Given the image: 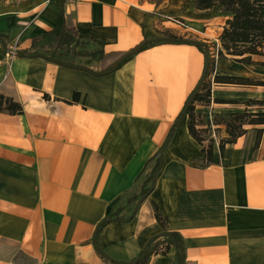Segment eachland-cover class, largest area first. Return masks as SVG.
Instances as JSON below:
<instances>
[{
    "label": "crops",
    "instance_id": "obj_1",
    "mask_svg": "<svg viewBox=\"0 0 264 264\" xmlns=\"http://www.w3.org/2000/svg\"><path fill=\"white\" fill-rule=\"evenodd\" d=\"M167 13L160 0H7L0 1V34L30 47L32 36L64 24L89 50L100 48L96 38L105 52H119L164 37L167 26L173 35L177 27L162 21ZM170 14L206 24L205 41L216 40L229 18L192 6ZM155 43L100 76L68 67L82 65L75 55L0 59V95L23 107L0 112V264H24L20 256L43 264L134 261L164 231L154 203L168 229L182 234L186 264H264V126L258 146L251 132L223 153L215 143L206 166L188 116L180 120L205 55L188 43ZM86 67L102 72L103 65L94 59ZM174 125L149 197L131 221L98 232L139 193L155 162L148 161ZM177 263L172 248L146 264Z\"/></svg>",
    "mask_w": 264,
    "mask_h": 264
},
{
    "label": "trees",
    "instance_id": "obj_2",
    "mask_svg": "<svg viewBox=\"0 0 264 264\" xmlns=\"http://www.w3.org/2000/svg\"><path fill=\"white\" fill-rule=\"evenodd\" d=\"M219 7L225 13L229 14V18L223 28L219 37L220 46L218 53L222 57L231 56L236 62L264 67V0H197L196 8L199 10H209ZM30 47H22L23 41L13 43V40L7 35L0 34V59L5 58L8 54H14L16 58L33 57L37 59L52 61L60 50L67 52H75L84 42L80 40L78 32L75 28H68L64 24H57L54 28L42 35H35L31 37ZM45 41V43H41ZM94 42L98 43L100 48L90 53H77V55H88L92 59H98L102 62V72H108L118 65L130 60L136 53L142 52L154 46L156 43L142 40L139 44L126 51L105 52L103 42L94 38ZM72 48H76L72 50ZM6 49L8 51H6ZM198 49L202 53H206V47L200 46ZM213 61V60H212ZM212 63V62H211ZM213 69V63L206 71L205 78L200 82L194 92L191 93L190 99L206 100L210 102L211 99V83L207 81L208 76ZM215 82L219 84H231L238 86H254L264 87V80H253L249 77H234L216 75ZM205 91L204 93H202ZM46 99H51L48 94H44ZM224 102V101H217ZM251 105H256L257 108H246L243 112H233L227 114L225 119L227 127L230 129V137L219 140V148L223 153L224 147L228 143H235L238 138L244 135L247 130L245 125L264 126V99H254ZM188 102L180 116H188V129L192 137L202 146V151L205 153V165L208 166L213 161L214 140L206 147L204 139H202L197 132L195 124L194 110L188 107ZM5 111L9 114H22L23 107L19 102L14 101L11 97L0 95V112ZM238 122V124L236 123ZM177 125V124H176ZM176 125L172 128L167 141L164 143L160 151L148 161H155L150 173L141 183L138 194L131 193L115 212L104 218L98 226V232L103 227L113 221L129 222L133 219L137 206L140 201L146 200L154 188L155 180L162 165V155L172 140ZM262 135V129H259L256 146L259 145ZM146 168H144V171ZM142 171L140 173L143 174ZM154 214L157 221L164 228V231L152 237L146 244L140 257L130 262H115L109 261L110 264H146L151 256L167 255L170 250L175 249L177 264H186L187 258L185 255V240L177 231L168 229V218L162 214L158 205L153 204Z\"/></svg>",
    "mask_w": 264,
    "mask_h": 264
},
{
    "label": "rangeland",
    "instance_id": "obj_3",
    "mask_svg": "<svg viewBox=\"0 0 264 264\" xmlns=\"http://www.w3.org/2000/svg\"><path fill=\"white\" fill-rule=\"evenodd\" d=\"M0 1H7V0H0ZM196 1L197 0H160L161 4L169 12L167 13V15L163 17L162 21L164 23L169 22L173 25V27L175 26L177 27V31L176 32L173 31V35L170 33L171 26L165 27V29L162 32V35L164 37L166 36V37L191 39L202 43V46L206 47V53H203L205 55V62L208 57L210 66L213 63V69L211 71V74L207 78V81L211 83L210 102H207L206 100H194L193 97L191 99L190 98L188 99V104H189L188 107L194 110L197 132L199 133L200 137L204 139V145L207 147L212 140H214V144L215 143L219 144L218 142L219 140H223L230 137L229 135L230 129L227 127L225 122V119L228 118L227 114L233 112H243L246 110V108L256 109L257 108L256 105L250 106V104H252V100L264 99V87H254V86L246 87V86H238L231 84H219L215 82V76L216 75L234 76V77L242 76V77H249L253 80H264V67L245 65L236 62L229 55H227L226 57L220 56L218 53L219 49L221 48L220 39H219L220 36L216 38V40L209 39V41H205L206 37H204L203 33L207 27L206 24L198 25L197 23L188 21L187 19L182 18L181 16L178 17V15L174 16L173 14H170L173 12H177L183 9L184 7L190 8L191 6L194 7L195 10H199L196 8ZM215 8H219V7H215ZM209 10H200V11H209ZM171 19H175L180 22L186 23L188 25V28L183 29L181 26H178L179 24L173 22ZM90 48L91 46H88V43L84 42L83 46H80L78 49L72 48V50L76 49L75 52L74 51L67 52L65 50H60L57 56L60 57L67 55H72V56L75 55L76 57L74 56V58H77V60L79 61L78 64L89 66L90 64H93L94 59L90 58L88 55H84V56L77 55V53L80 52L90 53L92 51H96V50H89ZM99 67L100 66L98 63L96 68L99 69ZM217 87H220L221 89L220 91L222 92L221 94L215 93L217 97H214L213 91L214 89H217ZM204 92L205 91H203L202 93ZM217 101H224V102H217ZM236 123L238 124V122ZM261 127H263V125L261 126L245 125L244 128L247 130V132L240 137L245 136L248 132L254 134L256 133L258 135V131L259 129H261ZM152 166L153 164L149 166L148 172L144 175L143 179H145L147 175L150 173ZM139 187L137 188L139 189ZM20 258L23 260L24 264H43L41 262H37L29 258H25L23 256H20Z\"/></svg>",
    "mask_w": 264,
    "mask_h": 264
},
{
    "label": "water",
    "instance_id": "obj_4",
    "mask_svg": "<svg viewBox=\"0 0 264 264\" xmlns=\"http://www.w3.org/2000/svg\"><path fill=\"white\" fill-rule=\"evenodd\" d=\"M153 42H175V43H188V44H191L195 47H200L202 46V43L198 42V41H194V40H191V39H183V38H177V37H160V38H157V39H154ZM6 51H8L6 49ZM53 61L55 62H60L59 60L57 59H53ZM68 67H72V68H76V69H80V70H84V71H87L89 73H91L92 75H96V76H100L102 74H104L103 72H95L93 71L92 69L86 67V66H83V65H73V64H66ZM209 67V59L207 57L206 59V62H205V70H204V73L202 75V79L201 81L204 79L205 77V74H206V71ZM198 87V86H197ZM196 87V88H197ZM196 90V89H195ZM184 113L185 111L183 112L182 116L180 117V120H182L183 116H184ZM101 252V251H100ZM102 253V252H101ZM103 254V253H102ZM104 255V254H103Z\"/></svg>",
    "mask_w": 264,
    "mask_h": 264
},
{
    "label": "built area",
    "instance_id": "obj_5",
    "mask_svg": "<svg viewBox=\"0 0 264 264\" xmlns=\"http://www.w3.org/2000/svg\"><path fill=\"white\" fill-rule=\"evenodd\" d=\"M74 1H84V0H74ZM173 22L179 24L178 26H181L183 29H187L188 28V25L184 22H180L178 20H175V19H171ZM11 57H15L14 54H10Z\"/></svg>",
    "mask_w": 264,
    "mask_h": 264
}]
</instances>
